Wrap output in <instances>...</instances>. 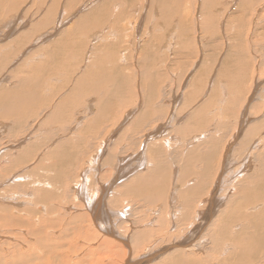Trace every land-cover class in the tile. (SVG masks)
<instances>
[{
    "label": "rangeland",
    "instance_id": "obj_1",
    "mask_svg": "<svg viewBox=\"0 0 264 264\" xmlns=\"http://www.w3.org/2000/svg\"><path fill=\"white\" fill-rule=\"evenodd\" d=\"M11 101L0 252L264 264V0H0V108Z\"/></svg>",
    "mask_w": 264,
    "mask_h": 264
},
{
    "label": "bare ground",
    "instance_id": "obj_2",
    "mask_svg": "<svg viewBox=\"0 0 264 264\" xmlns=\"http://www.w3.org/2000/svg\"><path fill=\"white\" fill-rule=\"evenodd\" d=\"M179 1H181V0H179ZM180 3V2H179ZM180 9H181V7H180ZM86 15V14H85ZM88 16L89 15H86V18H85V21L88 19ZM184 17V16H183ZM182 17V18H183ZM81 18H82V16H81ZM184 20V19H183ZM61 23V22H60ZM136 25H139V23H137V24H134L133 23V25L132 26H136ZM42 36H44V35H42ZM60 41V40H59ZM94 41H96V42H98V39L97 40H95L94 39ZM54 42V41H53ZM61 42V41H60ZM96 42H94V44L96 43ZM56 44V43H55ZM53 45H54V43H53ZM56 46V45H55ZM54 47V46H53ZM231 47V46H230ZM50 48V47H49ZM52 48V47H51ZM230 49V48H229ZM171 50V49H170ZM93 56V55H92ZM257 57V56H256ZM82 67V66H81ZM82 69H83V67H82ZM261 70V69H260ZM258 81V80H257ZM158 82H160V81H158ZM255 86V85H254ZM258 87V86H257ZM254 89V88H253ZM257 89V88H256ZM256 89H255V91H256ZM258 91V90H257ZM261 91H262V88H261ZM205 92V91H204ZM252 92V91H251ZM254 92V91H253ZM11 94L12 93H14V92H10ZM258 93V92H257ZM206 94V93H205ZM204 94V95H205ZM252 94H254V93H252ZM252 94L250 95V97L252 96ZM261 94V93H260ZM31 96V95H30ZM207 96H208V94H207ZM206 96V97H207ZM31 97H28L27 98V100L29 101V99H30ZM252 98V97H251ZM250 98V99H251ZM15 101H11V102H9L7 105H5L4 107H2V108H0V110H3V111H6V112H8V110L11 108V106H12V104L14 103ZM75 102H77L76 100H75ZM25 103H27V102H25ZM63 112H64V110L62 109L61 110V112L59 113V114H63ZM173 118H171L170 119V121L172 120ZM171 122H168L167 124H166V128H170L171 127V124H170ZM82 125H84V124H82ZM76 127H77V124L75 125ZM68 131V130H67ZM150 137H152V139L154 138V136H153V133H152V136L150 135L149 136V138ZM112 138V136L111 135H109L104 141H103V144H102V146L104 147V153H106L107 152V147L106 146H108L107 144H109V145H111V144H113V140L111 139ZM111 140V142L110 141H107V140ZM153 140H151V142H152ZM164 141H166V140H164ZM167 141H169V140H167ZM111 143V144H110ZM166 143V142H165ZM166 144H168V143H166ZM169 145V144H168ZM171 145V144H170ZM169 145V146H170ZM82 146H80L79 148H81ZM169 148V147H168ZM126 151V150H125ZM122 151H120V154H122L123 155V153H121ZM124 152V151H123ZM144 149L142 148V147H140L139 149H138V152L136 153L137 154V156L138 155H140V157L144 154ZM135 154V155H136ZM95 155H97V153L95 154ZM124 155H127V154H124ZM94 155H92L91 157H93ZM119 156V155H118ZM117 156V157H118ZM121 156V155H120ZM131 156H134V155H131ZM143 157V156H142ZM118 161H120V167L121 166H123L125 163H124V161H125V158H122V157H120V159L118 160ZM123 161V162H122ZM171 161L173 162V164H175L176 162H175V160H174V158L173 159H171ZM109 162V161H108ZM126 162V161H125ZM86 165V164H85ZM125 166V165H124ZM139 166H143L142 165V163H139L138 164V167ZM137 167V168H138ZM92 167H90V165L88 166V167H86V168H84V167H79L78 169H79V172L78 173H89L90 174V169H91ZM125 168L126 169H128L129 167L128 166H125ZM100 171V170H99ZM99 173V172H98ZM177 174L175 173V176H176ZM98 176V175H97ZM100 177H101V174L99 175ZM98 176V177H99ZM80 177V179H81V181H84L85 183H80V181L77 183V185H75L76 187H77V189H78V191L79 192H84L85 190H88V189H91V188H89V183H87V180H85L84 178H82L83 177V175L81 174V176H79ZM94 178H96V177H94ZM180 178V177H179ZM99 180V179H98ZM101 180V179H100ZM99 180V181H100ZM104 180H106V179H104ZM91 181V180H90ZM99 181H97V182H99ZM125 181V179L123 180H121V183L122 182H124ZM131 181V180H130ZM146 181H149L148 183H150V184H156V182H157V180L156 179H135L133 182H131V183H129V185H128V188L130 187L131 189H135V188H140V187H147L148 185V183L146 184ZM174 181H176V184L174 183ZM102 182H103V180H102ZM69 183V182H68ZM96 183V181L94 182V184ZM175 184V186H177V184H178V180H174V179H171V181H170V184ZM149 184V185H150ZM96 185H97V183H96ZM99 185V184H98ZM147 185V186H146ZM68 188L66 189V192L67 193H69V191H70V187H73V185H69L68 184ZM102 187H104L103 185H102ZM107 187V186H106ZM105 188V187H104ZM131 189H129V190H131ZM82 190V191H81ZM124 190V189H123ZM128 190V191H129ZM90 191L91 190H89L88 191V194H89V196L90 195H92L91 193H90ZM173 191H175V190H173ZM43 194H44V192L43 193H41L40 194V196H41V198L43 197ZM85 194V193H84ZM120 194V193H119ZM174 194V193H173ZM121 195V194H120ZM172 195V194H171ZM243 195L245 196V194L243 193ZM242 195V196H243ZM119 196V195H118ZM240 196H241V194H240ZM45 197L46 198H48V195H47V193H45ZM174 197V196H173ZM175 197H176V193H175ZM239 198H241V197H239ZM43 199V198H42ZM240 200V199H239ZM247 200V199H246ZM63 202V201H62ZM43 203H46V202H42V204ZM37 204V208H39V207H41V208H43L42 206L43 205H46V204ZM48 205V204H47ZM95 206V205H94ZM98 206H101V205H99L98 204ZM46 207V206H45ZM64 207L66 208H70V207H72L70 204H68V203H65L64 204ZM73 208V207H72ZM97 208V207H96ZM99 209V207L97 208V210H95V211H99L98 210ZM42 210V209H41ZM43 210L45 211L46 210V208H43ZM90 210H91V208H90ZM93 210V209H92ZM43 211V212H44ZM70 211L72 212V210L70 209ZM120 211V210H119ZM118 211V212H119ZM131 211H133L132 209H131ZM71 212H70V214H71ZM93 212V211H92ZM127 212V211H126ZM45 213V212H44ZM122 213V215L124 214V212L122 211L121 212ZM121 213H119V214H121ZM68 214V213H67ZM126 214V213H125ZM64 215H66V214H64ZM81 215V214H80ZM84 215H85V213H84ZM83 214H82V216L83 217H85ZM103 215V214H102ZM69 217H70V215H69ZM77 217V214H76V216H75V219H80L81 218V216H80V218H76ZM118 217H120V216H118ZM57 218V217H56ZM65 218H67L66 216H65ZM64 218V219H65ZM107 218V217H106ZM86 220V219H85ZM108 220V219H107ZM13 221V220H12ZM23 221V220H22ZM64 221V220H63ZM101 221V220H100ZM113 221V220H112ZM45 222V225H46V221H43V223ZM84 222V221H83ZM99 222V221H98ZM97 222V223H98ZM104 222V221H103ZM114 222V221H113ZM116 222V221H115ZM53 223V222H52ZM66 223V222H65ZM85 223V222H84ZM28 224H31V226H32V223H30V221H28ZM82 224V223H81ZM49 225L50 224H48V227H49ZM62 225V224H61ZM85 225V224H84ZM102 225V224H101ZM64 226V225H63ZM69 226V225H68ZM81 226V225H80ZM87 226V225H86ZM115 226V225H114ZM104 227V226H103ZM32 228V227H31ZM67 228V227H66ZM78 228V227H77ZM39 230H40V228H38ZM82 229V228H81ZM108 230H109V228H107ZM113 229V228H112ZM57 230V229H56ZM64 230V229H63ZM67 230V229H66ZM24 231V230H23ZM37 230H35V232H36ZM44 231H46V230H44ZM52 231V230H51ZM82 231V230H81ZM104 231V230H103ZM26 233H27V231H25ZM58 232V231H57ZM63 232V231H62ZM77 232V231H76ZM79 232V231H78ZM120 232V231H119ZM118 232V233H119ZM28 233H31V232H28ZM48 233H49V231H48ZM58 233H60V231L58 232ZM74 233V232H73ZM81 233V232H80ZM122 233V232H121ZM24 235V234H23ZM27 235V234H26ZM38 235V234H37ZM36 235V236H37ZM50 235V234H49ZM63 235H65V234H63ZM69 235V234H68ZM80 235V234H79ZM31 236H32V234H31ZM67 236V235H66ZM118 236V235H117ZM34 237V236H33ZM50 237V236H49ZM61 237H63V236H61ZM69 237V236H68ZM72 237V239L75 237V235L74 236H71ZM116 237V236H115ZM120 237V236H119ZM22 238V237H21ZM24 238V237H23ZM22 238V239H23ZM26 238H29V237H26ZM40 238V237H39ZM38 238V239H39ZM63 238H65V237H63ZM141 238V237H140ZM31 239H32V237H31ZM31 239H30V241L29 242H31ZM35 239V238H34ZM37 239V241H38V244H36V245H39L41 248L43 247V246H45V242H43L42 240H38ZM33 240V239H32ZM50 240V239H49ZM52 240V239H51ZM50 240V241H51ZM58 240V239H57ZM75 240V239H74ZM24 241H25V238H24ZM47 241V240H46ZM69 241V240H68ZM110 240L108 239V242H109ZM33 242V241H32ZM36 242V241H35ZM54 242V241H53ZM62 242H63V240H62ZM75 242V241H74ZM137 242V241H136ZM60 243V242H59ZM59 243L57 244V248H58V246H59ZM66 243V242H65ZM113 243V242H112ZM111 242L109 243V245L110 244H112ZM7 244H10V243H7ZM6 244V245H7ZM48 244V243H47ZM46 244V245H47ZM51 244H54V243H52V241H51ZM62 244V243H61ZM6 245H4L5 247H6ZM20 245V244H19ZM19 245H17L16 247H21V246H19ZM26 245V244H25ZM49 245V244H48ZM55 245V244H54ZM51 246V245H50ZM50 246H48V247H50ZM23 248V247H22ZM31 248H33V246H31ZM31 248H28L27 249V252H28V250L30 251L31 250ZM112 248V247H111ZM21 249V248H20ZM19 249V252L20 251H22V252H20L19 254H15V255H10V254H8L7 252H9L8 250H5V251H2V252H0V260L2 261V260H4V261H6L4 264H12V263H14V264H20V263H24V264H29V262L31 261V257H30V259H29V257L28 256H26V252L25 251H23V249L22 250H20ZM34 249H35V247H34ZM51 249V248H50ZM59 249V248H58ZM148 250V249H147ZM49 251V250H48ZM51 251V250H50ZM59 251V250H58ZM68 251V250H67ZM71 251V250H70ZM146 251V250H145ZM41 252V251H40ZM64 252V251H63ZM62 252V253H63ZM42 254V253H41ZM39 255V254H38ZM33 256V255H32ZM46 256V255H45ZM53 256V255H52ZM34 257H36V256H34ZM38 257H41V256H38ZM69 257V256H68ZM153 257V256H152ZM67 258V257H66ZM100 257H97V260L99 259ZM101 258H103L104 259V257H101ZM39 259V258H38ZM37 257H36V262H37ZM153 259V258H152ZM34 261H35V259H33ZM58 261V260H57ZM77 261V260H76ZM99 261V260H98ZM101 261V260H100ZM9 262V263H8ZM124 263H126V261H123ZM134 262V261H133ZM128 263V262H127ZM135 263H136V261H135ZM1 264V263H0ZM35 264H37V263H35Z\"/></svg>",
    "mask_w": 264,
    "mask_h": 264
}]
</instances>
